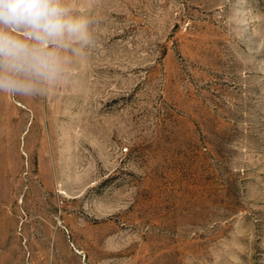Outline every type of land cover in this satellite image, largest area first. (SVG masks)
I'll return each instance as SVG.
<instances>
[{
	"label": "rangeland",
	"instance_id": "obj_1",
	"mask_svg": "<svg viewBox=\"0 0 264 264\" xmlns=\"http://www.w3.org/2000/svg\"><path fill=\"white\" fill-rule=\"evenodd\" d=\"M67 70L0 93V264H264V0H69Z\"/></svg>",
	"mask_w": 264,
	"mask_h": 264
},
{
	"label": "clouds",
	"instance_id": "obj_2",
	"mask_svg": "<svg viewBox=\"0 0 264 264\" xmlns=\"http://www.w3.org/2000/svg\"><path fill=\"white\" fill-rule=\"evenodd\" d=\"M91 21L69 0H0V93L32 96L65 74L77 45L93 42Z\"/></svg>",
	"mask_w": 264,
	"mask_h": 264
}]
</instances>
